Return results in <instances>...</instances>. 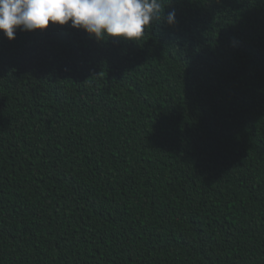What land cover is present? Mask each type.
Masks as SVG:
<instances>
[{
	"label": "trees",
	"instance_id": "trees-1",
	"mask_svg": "<svg viewBox=\"0 0 264 264\" xmlns=\"http://www.w3.org/2000/svg\"><path fill=\"white\" fill-rule=\"evenodd\" d=\"M162 3L0 33V264H264V0Z\"/></svg>",
	"mask_w": 264,
	"mask_h": 264
},
{
	"label": "clouds",
	"instance_id": "clouds-1",
	"mask_svg": "<svg viewBox=\"0 0 264 264\" xmlns=\"http://www.w3.org/2000/svg\"><path fill=\"white\" fill-rule=\"evenodd\" d=\"M162 0H0V33L8 40L17 30H44L49 22L83 30L96 40L141 39L163 18ZM175 23V11L167 13Z\"/></svg>",
	"mask_w": 264,
	"mask_h": 264
}]
</instances>
